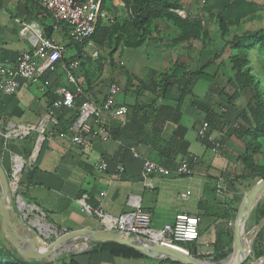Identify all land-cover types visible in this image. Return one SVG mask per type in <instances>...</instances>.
<instances>
[{
  "label": "crops",
  "instance_id": "obj_1",
  "mask_svg": "<svg viewBox=\"0 0 264 264\" xmlns=\"http://www.w3.org/2000/svg\"><path fill=\"white\" fill-rule=\"evenodd\" d=\"M175 1L183 4L176 11H185L184 0ZM1 2L0 66L14 65L22 52L32 51L40 44L33 31L24 36L19 33L21 23H37L59 53L55 69L46 72L39 83L18 78L17 91L0 99V163L8 171L9 163L21 156L16 161L18 179L23 161L28 162L22 191L38 213L64 231L102 229L98 211L118 217L133 211L137 201L150 213L157 229L172 223L176 215L196 216L200 237L195 247L201 255L213 258L228 250L230 254L235 252L234 224L231 227L229 222H234L245 195L238 200L241 192L237 182L242 183L240 175L244 174L242 158L247 135L237 137L238 129L243 130L244 126L239 119L241 108L225 102L218 87L224 70L230 73L228 79L232 77L230 64L225 69L217 54L207 50L205 41L200 39L151 43V34L144 29L149 19H144L140 28L130 18L135 17L137 0H101L98 23L109 28L110 34L101 45L93 39V48L100 56L113 55L117 69L99 61L100 56L97 59L85 56L82 46L72 40L71 28L63 23L56 25L37 5L25 0ZM153 6L149 3L138 12L147 16L148 8ZM176 63L184 65L188 72L201 70L212 78L193 79L178 120L170 108L176 106L180 91L176 86L170 98L164 99L161 84ZM69 72L97 104L103 103L109 86L115 84L119 89L118 106L128 109L125 116L104 114L103 123L91 119L93 133L86 145L71 141L79 101L73 109H51L52 102L60 97L58 88H74L67 80ZM115 78L118 84L113 82ZM48 115L56 117L58 125H53ZM206 120L218 142L216 151L197 138V129ZM35 128L44 139L40 149L36 145L26 159L24 150L31 141L20 143L18 134L29 129L28 135L33 136ZM10 133L12 136L8 137ZM186 156L198 158L189 176L144 173L145 159L174 168ZM102 161L106 162V168L101 167ZM29 170L34 174L31 181L27 179ZM186 192L189 195L180 197ZM80 193L84 194L82 199ZM259 224L255 240L260 236L264 245V220ZM246 228L247 223L244 232Z\"/></svg>",
  "mask_w": 264,
  "mask_h": 264
},
{
  "label": "rangeland",
  "instance_id": "obj_2",
  "mask_svg": "<svg viewBox=\"0 0 264 264\" xmlns=\"http://www.w3.org/2000/svg\"><path fill=\"white\" fill-rule=\"evenodd\" d=\"M169 2L173 3L174 6H179V8H181V5H183L182 3L181 5H179L175 0H171ZM184 6L185 11L183 12H178L175 8L173 9V7L168 8L166 11L162 9V11L157 5L148 8L149 23L144 26V29L149 31V33L151 34L149 37L151 43H178L182 41H194L200 39L202 41H205L203 42V44L204 46H208H206L208 48L207 50H210L212 51V53L217 54V56L219 57V62L221 61V63H224L226 69V66L231 63L232 56L240 53L239 50H231L228 47L227 42L236 35L240 36L251 31H264V0H184ZM219 15H221L224 19L221 22L219 19ZM130 18H132L133 21L135 19L134 15L130 16ZM221 25L223 26V29H221ZM193 26H200V28L192 29ZM186 27L190 28V33H188L187 35L183 34L182 32L183 28ZM127 34L128 33H126V36L128 37ZM113 42L114 41H112V43ZM207 43H211L212 45L210 46ZM171 46L173 47V45ZM172 47L169 50H172ZM206 47L204 48L205 50ZM111 50L115 51L116 48ZM248 57L250 59L249 65L252 68V75L259 76L264 80V43L260 44L258 47H256V49L250 51L248 53ZM100 59L103 60L105 65H107L108 67L117 69L116 65L113 63V55L101 54L98 60L100 61ZM221 66H223V64ZM224 71L225 74L218 80V87L220 94L223 95L222 99L228 103L235 91L238 90V87L233 81H229V71L227 73L226 70ZM113 82L118 84V78H115ZM260 89L261 91H263L262 86H260ZM250 99V92L239 91L238 97L233 100L234 104L238 105V107L242 109ZM37 129L38 128H35L36 131H32L33 136H29L28 133L20 134V143L24 142L25 144L26 140L31 141L28 148H25L24 150L28 155L26 159H28V157L32 155L38 137L41 134L37 131ZM7 136L11 137L12 134L10 133ZM1 137L2 139H6L4 136ZM247 144L249 146L248 153L252 157L258 170L255 174L248 173L247 177H243V174L240 175V177L242 178V183L238 184L237 182V189L241 192L239 194L238 200L242 195L246 194L259 179L264 178V135L256 134L253 135L252 138L247 137ZM20 157L21 156H19L18 158L20 159ZM22 158L25 157L22 156ZM17 159L14 158L13 162L9 163V165H11L9 166L8 171L4 169L10 182L14 181V179L17 177ZM26 165H28V162L23 161V167L20 177L16 179L17 181L15 182L17 184V187L14 192H11L9 204L11 205L12 210L15 211L20 217H23V213L28 214V219H26L25 222L30 221V223L34 227L45 234V226L43 225V223L35 219L37 216H39L45 219L47 222H50L45 216H42L40 213H38L37 209L29 211L28 208H25L23 211H21L17 207L19 205V201L17 200L18 196L23 197L25 202L28 205H31V203L26 200L25 194L22 191V185L25 182L24 180ZM11 167L12 169H10ZM262 211H264V193L261 195L257 205L252 209L247 218V232H244L243 237L245 238V235L250 230L253 229L254 231L247 238H245V246L247 249L248 258L243 264H263V259H256L253 255V247L256 238L255 231L261 225L259 224V222L264 220V217L260 218ZM255 220L257 221L256 224H254ZM55 231L58 235L64 232V230L56 227L55 225L54 227L50 226V233L48 234L50 235V238L47 240L48 242H52L55 240ZM29 232L32 236L38 235V232L35 229H32ZM89 245L90 246L86 251H83L79 254L73 253L72 251H64L54 258H27L21 256L17 250L10 246L6 237L1 231L0 221V264H6L5 261L7 260V258L10 259L12 257L14 259H16L17 257L18 259L16 260L22 264H70L75 260L79 261V263L81 264H183L178 260L170 258L155 260L144 254L142 256L126 255L120 252L121 250H118V248L114 246H102L97 243H90ZM192 247L195 250V245H193ZM225 253L226 251L222 252V254L218 255L215 259H213L212 257H208V255H200V257L197 258L213 261L217 264H220L222 261L226 260L230 254H227V256L224 258H220Z\"/></svg>",
  "mask_w": 264,
  "mask_h": 264
},
{
  "label": "built area",
  "instance_id": "obj_3",
  "mask_svg": "<svg viewBox=\"0 0 264 264\" xmlns=\"http://www.w3.org/2000/svg\"><path fill=\"white\" fill-rule=\"evenodd\" d=\"M37 5L44 13L49 14L54 23H61L71 28L72 40L82 46L87 53L85 56L97 59L100 56L98 50L94 49L93 36L101 13V0H25ZM2 2L0 0V10ZM19 30L21 35L31 30L40 41V44L32 51L22 52L14 65L0 66V99L4 96L13 95L18 87V78L30 83H39L41 77L48 71H53L56 67L59 53L54 49L50 38L43 36L42 29L33 22L30 24L21 23ZM67 80L74 86L73 90L65 87L57 89L60 96L51 104V109L61 111L63 109H73L79 101L78 114L73 121L71 141L77 145H86L88 137L93 133L91 119L103 123L104 114L110 117L125 116L128 109L125 106H118L116 97L118 86L111 84L102 104H97L85 91L84 87L78 85L72 72L67 74ZM53 125H58V120L53 115L47 116ZM20 136V135H19ZM197 138L213 151L218 148V142L211 132L208 121H203L197 129ZM134 156H138L134 148H131ZM198 161L195 156H186L174 167H168L150 159H145L143 169L146 175H157L161 177L169 176H189L193 172V165ZM101 167L106 168L105 161L101 162ZM122 171L123 167L119 166ZM189 192L181 194L185 198ZM86 210L89 208L85 207ZM97 212V211H96ZM99 221L102 229L118 232L126 236L145 239L151 243L165 247H172L182 250L185 254L194 256L201 255L199 250L193 245L199 240V220L193 215H176L172 223H167L162 228H154L149 212L144 210L140 203L135 201L134 209L131 212L123 213L118 217L108 216L98 211ZM234 222L230 221L229 226L233 227ZM195 243V244H194ZM189 245V247H188Z\"/></svg>",
  "mask_w": 264,
  "mask_h": 264
},
{
  "label": "water",
  "instance_id": "obj_4",
  "mask_svg": "<svg viewBox=\"0 0 264 264\" xmlns=\"http://www.w3.org/2000/svg\"><path fill=\"white\" fill-rule=\"evenodd\" d=\"M43 130L44 128L42 127V131ZM43 139V135L40 134L37 140V142L41 140L39 149L42 145ZM0 187L1 231L10 246L17 250L21 256L27 258L31 257L34 259L54 258L56 254L63 249L79 254L86 251L89 248L90 243H116L132 248L155 260L170 258L178 260L183 264H217L213 261L187 255L182 250L177 248L161 246L151 243L145 239L126 236L107 229L83 228L79 230H66L59 235L56 233L55 240L48 242L47 240L50 238V235H46L38 230L30 223V221L25 222V220L28 219L27 215L20 217L18 214L12 212V207L9 204V198L11 192L14 191L12 190L11 182L8 180L1 163ZM263 193L264 178H261L242 198L234 220V240L237 258L235 261L229 260L231 255L234 253L233 252L220 264H243L247 260L248 255L245 246V238H247L250 234L245 235V238L243 237L245 225L250 212L257 205ZM20 197L21 196H18V198ZM50 226L54 227V224L50 223ZM32 229L37 230L38 235L32 236L29 232ZM72 247H74V249Z\"/></svg>",
  "mask_w": 264,
  "mask_h": 264
},
{
  "label": "trees",
  "instance_id": "obj_5",
  "mask_svg": "<svg viewBox=\"0 0 264 264\" xmlns=\"http://www.w3.org/2000/svg\"><path fill=\"white\" fill-rule=\"evenodd\" d=\"M153 4L157 5L161 8V10H167L168 8L173 7L178 8V6H174L173 3H170L168 0H137V4L134 7V13H135V19L134 23L136 26L143 23L144 19H149V15H144V13H139V9L142 7H145L147 4ZM150 6V5H149ZM150 8V7H149ZM162 10V11H163ZM220 22L224 19L221 15H219ZM223 24V23H222ZM194 28H200V26H193ZM221 29H223V26L221 25ZM183 34L187 35L190 33V28H183L182 30ZM110 34V29L104 26H101L99 23H97L96 31L94 33L93 39L98 44H104L105 40L108 38ZM143 39V36L141 37ZM264 43V31H251L244 33L240 36H233L228 42V47L231 50H239L240 53H237L232 56L231 58V72L232 77L229 79V81H233L237 87L238 90L235 91L232 98L229 100L230 105H234V100L239 95V91H246L251 93V99L247 102L245 107L240 109L239 113V119L243 122V130L238 129L237 137L240 138L244 134L247 135V137L252 138L253 135L256 134H262L264 135V80L259 76L252 75V68L249 65V57L248 53L252 51L253 49H256L260 44ZM198 76L199 78L205 79L207 81H210L212 78L204 74L201 70L197 72H188L185 69L184 65H180L176 63L174 70L169 75L168 78L161 81L162 87H163V94L164 99H169L170 95L173 91V89L177 86L180 91V96L176 101V106L173 109L175 112V119L178 120L181 116V109L182 105L184 104L185 98L188 95L189 86L192 83L193 79ZM260 86H262L263 91H261ZM207 121V120H206ZM249 146L246 145V153L242 158V162L244 165L245 174H243V177H247L248 173H256L258 168L256 167V164L254 163L252 157L248 153ZM34 174L31 170L28 171L27 179L29 181L32 180ZM83 193L79 194V199L83 198ZM86 202L88 205L92 206L91 203L86 199ZM259 210V208H258ZM264 217V211H262L261 217ZM102 246H114L118 248V250H121L120 252L130 255V256H142L143 254L129 248L127 246L119 245L116 243H97ZM194 249V248H193ZM264 245L260 239V236H257V239L255 240L254 247H253V255L256 259H263L264 264ZM229 254V250L226 251L225 254H223L220 258H224ZM194 257H200V255H196L194 252ZM218 256V255H217ZM217 256L213 257L215 259ZM16 259H18L16 257ZM16 259L7 258L5 261L6 264H22L18 262ZM27 261V260H25ZM70 264H81L79 261L75 260L72 261Z\"/></svg>",
  "mask_w": 264,
  "mask_h": 264
},
{
  "label": "bare ground",
  "instance_id": "obj_6",
  "mask_svg": "<svg viewBox=\"0 0 264 264\" xmlns=\"http://www.w3.org/2000/svg\"><path fill=\"white\" fill-rule=\"evenodd\" d=\"M34 129V128H33ZM24 132H29V129H24L23 130ZM20 134H22V133H19L18 135H20ZM40 144H41V140L39 141V142H37L36 143V145H39L40 146ZM17 180H16V178L14 179V181H12L11 182V186H12V190L13 191H15V189H16V187H17V184L15 183ZM18 201H19V205H18ZM18 201H17V207L19 208V210H21V211H23L25 208H28L29 209V211H33V210H35L36 209V207L32 204V205H28L26 202H25V200H24V198L23 197H20V198H18ZM84 206V205H83ZM12 212L14 213L15 211H13L12 210ZM87 212L89 213V210H87ZM16 213V212H15ZM23 215H27L28 216V214H25V213H23ZM35 218V217H34ZM37 221H40L41 223H43V225L45 226V234H49L50 233V222H47L45 219H43V218H41V217H39V216H37L36 218H35ZM55 234H56V231H55ZM250 246V245H249ZM73 249H74V247H72ZM234 249V248H233ZM250 249V248H249ZM64 251H66V252H69V250H67V249H63L62 251H60L58 254H60L61 252H64ZM58 254H56V256L58 255ZM236 258H237V254H236V252H234L232 255H231V258L229 259V260H232V261H235L236 260Z\"/></svg>",
  "mask_w": 264,
  "mask_h": 264
}]
</instances>
